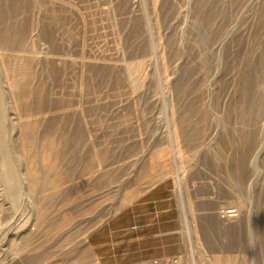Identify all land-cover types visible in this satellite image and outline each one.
<instances>
[{
  "label": "rangeland",
  "instance_id": "1",
  "mask_svg": "<svg viewBox=\"0 0 264 264\" xmlns=\"http://www.w3.org/2000/svg\"><path fill=\"white\" fill-rule=\"evenodd\" d=\"M0 115V264H97L163 179L184 249L155 264H264V0H0Z\"/></svg>",
  "mask_w": 264,
  "mask_h": 264
},
{
  "label": "crops",
  "instance_id": "2",
  "mask_svg": "<svg viewBox=\"0 0 264 264\" xmlns=\"http://www.w3.org/2000/svg\"><path fill=\"white\" fill-rule=\"evenodd\" d=\"M97 264H155L184 249L174 184L151 185L86 235Z\"/></svg>",
  "mask_w": 264,
  "mask_h": 264
},
{
  "label": "bare ground",
  "instance_id": "3",
  "mask_svg": "<svg viewBox=\"0 0 264 264\" xmlns=\"http://www.w3.org/2000/svg\"><path fill=\"white\" fill-rule=\"evenodd\" d=\"M157 3V2H156ZM256 25V24H255ZM55 34V33H54ZM43 39V38H42ZM16 50V49H15ZM46 53V52H45ZM222 53V52H221ZM249 54V53H248ZM49 56V55H48ZM59 56V55H58ZM42 58V57H41ZM220 59V58H219ZM233 61V60H232ZM47 63V62H46ZM68 63V62H67ZM59 64V63H58ZM248 64V63H247ZM221 65V64H220ZM41 66V65H40ZM81 68V67H80ZM45 71V70H44ZM256 71V70H255ZM138 72V71H137ZM226 82V81H225ZM24 89H26L27 90V88L25 87ZM28 91V90H27ZM24 94L25 95H29V93H27L26 91L24 92ZM38 97V96H37ZM69 97V96H68ZM68 99V98H67ZM171 102V101H170ZM43 103V102H42ZM56 104V103H55ZM61 105V104H60ZM75 105V104H74ZM257 105V104H256ZM49 106V105H48ZM53 106V105H52ZM55 106V105H54ZM54 106H53V109H54ZM66 107V106H65ZM59 108H60V106H59ZM81 108V107H80ZM55 109H57V108H55ZM47 111V110H46ZM59 110H57V112H58ZM234 111V110H233ZM44 112V111H43ZM48 112V111H47ZM53 112H56V111H53ZM235 112V111H234ZM1 116V115H0ZM3 116V115H2ZM158 118V117H157ZM48 119V118H47ZM42 120V119H41ZM3 121H4V119H3ZM2 120H0V128H1V126H2V122H3ZM44 123H45V127H51V126H53V125H55V123H53V119H49V120H45L44 121ZM245 123V122H244ZM64 124V123H63ZM23 126H32V127H36V125H37V122H34V123H32V124H26V123H24V124H22ZM66 125V124H65ZM4 126H5V124H4ZM243 126V125H242ZM38 127V126H37ZM2 128H3V126H2ZM26 128V127H25ZM29 128H31V127H29ZM53 128V127H52ZM60 129V131L57 133V135H58V137H59V140H64V139H66V137H67V134L65 133V128H61V127H59ZM244 128V127H243ZM3 130V129H2ZM77 130H75V132H76ZM74 133V132H73ZM76 134V133H75ZM73 135V134H72ZM75 136V135H74ZM65 143V142H64ZM240 144V143H239ZM264 144V143H263ZM69 146V145H68ZM46 148H47V154H49L50 152H54V154H55V157L58 159H61V160H64V159H66L67 157H70V156H72V154H73V151L71 150L70 151V148H69V150L68 149H66L65 148V146H64V144L63 145H61L60 146V143L57 145V146H53V144H48V145H46L45 146ZM75 150V149H74ZM174 153V152H173ZM259 154V153H258ZM46 156V155H45ZM46 157H48V156H46ZM255 157V156H254ZM45 158V157H44ZM6 159V158H5ZM4 165H6V164H4ZM73 166V165H72ZM258 166V165H257ZM5 167V166H4ZM258 171V170H257ZM20 172V171H19ZM4 173H5V171H4ZM17 173H18V169L16 168V166H13V165H10V166H8V170H7V173H5V182H6V187H7V189H9L10 190V192L12 193V196L13 197H15L16 195H17V193L19 192V190H20V182H19V180H18V175H17ZM22 175V174H21ZM92 176V175H91ZM180 177V176H179ZM184 178V177H183ZM4 179V178H3ZM26 187V186H25ZM85 202V201H84ZM231 214V213H230ZM33 225H34V223H33V221L30 223V230H32L33 229Z\"/></svg>",
  "mask_w": 264,
  "mask_h": 264
}]
</instances>
